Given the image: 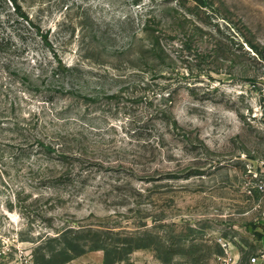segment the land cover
Wrapping results in <instances>:
<instances>
[{
	"label": "rangeland",
	"instance_id": "1",
	"mask_svg": "<svg viewBox=\"0 0 264 264\" xmlns=\"http://www.w3.org/2000/svg\"><path fill=\"white\" fill-rule=\"evenodd\" d=\"M203 1L0 0V264H252L264 0Z\"/></svg>",
	"mask_w": 264,
	"mask_h": 264
},
{
	"label": "built area",
	"instance_id": "2",
	"mask_svg": "<svg viewBox=\"0 0 264 264\" xmlns=\"http://www.w3.org/2000/svg\"><path fill=\"white\" fill-rule=\"evenodd\" d=\"M258 178L259 177L256 176V182L253 184V186L250 187L251 188L250 193H252V191L254 190V191H259L260 193L264 194V181ZM262 219L264 220V210L262 212ZM225 246L227 247L228 260L231 261L232 264H235L236 262L234 261L229 245L225 244ZM251 263L252 264H264V250H262L256 256L252 257Z\"/></svg>",
	"mask_w": 264,
	"mask_h": 264
},
{
	"label": "crops",
	"instance_id": "3",
	"mask_svg": "<svg viewBox=\"0 0 264 264\" xmlns=\"http://www.w3.org/2000/svg\"><path fill=\"white\" fill-rule=\"evenodd\" d=\"M257 231H258V233L261 234V236L258 239L259 241H258V252H257V254H259L262 250H264V220L263 219H262V222H259V227H258ZM93 259H94V257L92 256L88 260H85V261H88V264H103V260H101V261L99 260L100 262H95Z\"/></svg>",
	"mask_w": 264,
	"mask_h": 264
},
{
	"label": "trees",
	"instance_id": "4",
	"mask_svg": "<svg viewBox=\"0 0 264 264\" xmlns=\"http://www.w3.org/2000/svg\"><path fill=\"white\" fill-rule=\"evenodd\" d=\"M195 1H197V2H198V4H199V5H201V6H202V5H203V3H204V1H203V0H195ZM258 236L260 237V236H261V234H259V233H258Z\"/></svg>",
	"mask_w": 264,
	"mask_h": 264
}]
</instances>
